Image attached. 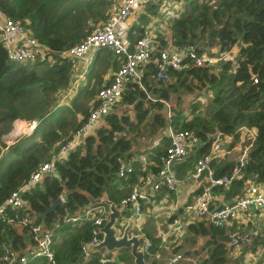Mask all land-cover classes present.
I'll use <instances>...</instances> for the list:
<instances>
[{
  "label": "trees",
  "instance_id": "16d2710c",
  "mask_svg": "<svg viewBox=\"0 0 264 264\" xmlns=\"http://www.w3.org/2000/svg\"><path fill=\"white\" fill-rule=\"evenodd\" d=\"M107 5L108 0H0L2 13L23 24L38 42L52 51L50 59L44 56L32 61H9L0 41V139L9 132L15 119L36 121L29 134L19 136L3 151L0 146V201L43 161L51 158L85 119L90 107L78 96L91 97L100 86L89 87L86 82L69 104L55 106L57 95L67 86L71 71L70 65L56 52L80 41L104 20ZM217 26H221L219 31ZM169 29L171 44L177 49L184 50L191 45L200 52L202 45L216 44L222 51L237 42V55L232 60L218 61L217 68L195 65L186 56L182 59V67L168 68L167 77L157 81L152 78V62H147V73L141 81L143 89L136 81L128 82L127 86L131 87L121 91L120 102L96 120L98 124L93 131L83 135L64 156L56 158L53 168L25 190L22 198L33 221L43 222L51 230V248L58 264H97L99 250H91L88 257H83L80 251V243L89 238L91 222L86 220L78 225L63 222L61 217L88 204L81 191L93 197L105 193L110 201L119 205L148 169L140 165L144 160L132 155L135 137L158 135L152 152L156 159L168 143L164 132L166 123L173 129H192L203 141L195 153L178 162V175L192 166L197 155L208 152L209 137L217 130L231 137L229 146L234 143L243 146L248 141L250 144L241 164L237 159L211 158L216 176L230 173L236 165L240 169V176L232 178L227 186L213 188H219L230 198L239 194L247 180L264 184V0H187L170 20ZM158 38L163 43L159 33ZM200 89L210 93L202 112L186 118L180 93ZM147 95L158 98L151 100ZM160 98L171 101L169 116L164 114ZM240 126L250 128L253 138H248ZM122 158L130 160L132 170L120 176L117 167ZM156 167L154 164L151 170L155 171ZM60 193H63V201L41 217L39 214ZM127 213L125 210L124 214ZM55 221H58L56 226L52 225ZM198 222L187 224L190 234L184 239L188 243L195 241L196 234L205 237L223 232L222 227L205 220ZM146 234L151 240L148 251L153 253L159 238L149 232ZM254 240L246 246L250 250ZM27 243L33 242L29 241L25 228L17 229L0 219V253L5 246L24 252ZM178 248L175 246L173 252ZM201 248H206L207 254L202 264H226L222 243L208 238ZM240 259L241 256L230 258L227 264H237ZM155 261L147 264H158ZM40 262H44L42 257L29 256L26 264ZM131 262L128 250L122 248L113 261L105 264Z\"/></svg>",
  "mask_w": 264,
  "mask_h": 264
},
{
  "label": "built area",
  "instance_id": "2783aa9c",
  "mask_svg": "<svg viewBox=\"0 0 264 264\" xmlns=\"http://www.w3.org/2000/svg\"><path fill=\"white\" fill-rule=\"evenodd\" d=\"M147 0H108L107 16L104 20L96 24L89 33L84 35L82 39L69 47L56 52L62 59L70 65V70L75 67L77 60L84 56L92 48L105 47L119 59L118 66L112 71L109 81L102 84L95 93L96 100L82 121V123L74 130L73 134L62 143L51 158L43 161L33 172H31L26 180L18 184L2 201H0V219L11 223L17 229L25 228L29 235L31 245L26 244V251L20 252L18 249L5 246L0 253V264H26L30 257H42L44 264H58L53 257L52 235L50 228H47L43 222H34L33 216L27 211L28 205L22 198L25 190L33 186L41 180L42 176L49 172L54 165L56 158L62 157L67 150L74 145L86 132L88 128L112 107L120 102L121 91L125 84L130 81H138L139 64L151 61L154 67V76L156 78L167 77L166 70L168 68L179 69L182 67L183 57L188 56L195 65H210L218 67V61L229 59L225 52L217 54H209L204 51L196 52L195 48L189 45L187 48L177 49L170 43L160 46L155 39L154 34L145 32L135 38L130 45L128 41L118 36L117 22L125 20L132 9L138 5H142ZM0 41L4 48L7 60L15 62L32 61L35 58L47 57L51 58L52 52L44 44L38 42L32 33L23 24L13 20L0 10ZM55 52V51H53ZM82 76L77 74L73 79H69L67 86L59 91L56 104L65 101L76 81ZM166 109V116H169V103L160 99ZM19 121V122H16ZM19 124L15 128V126ZM22 126V127H21ZM35 126V121H26L15 119L13 127L4 134L0 140L1 150L3 151L9 143H11L18 134H22ZM243 128L249 137L253 138V132L250 128ZM168 143L162 153H158L155 159L157 165L154 170H146L145 174L140 177L139 181L132 185L127 197L121 199L119 205H116L119 211L130 209L134 216L138 215L141 209V201L149 200L152 190L159 187H166L175 190L181 178L177 177L172 169L174 160L182 159L191 147L200 141L194 130L192 129H173L167 125L164 129ZM250 144V143H249ZM247 151L245 146L237 162L241 164ZM214 153H202L198 155L193 163L191 170H188L185 177L197 180L201 177V185L199 191L195 192L190 200L183 204L184 214L189 220L188 223H194L198 220H205L208 223L223 227L227 222L236 216L240 211L253 207L256 208L260 225L264 231V184L252 180L246 181L239 194L232 197L227 202L221 204L214 203L213 187L221 185L227 186L232 178L240 176V169L236 165L230 173H222L218 176L214 175L211 158ZM144 160V157H143ZM132 170V164L129 159L122 158L119 160L117 174L122 176ZM148 188V192L145 188ZM63 201V193L58 195ZM125 216V215H124ZM128 216H126L127 219ZM107 219V205L103 203L86 204L77 208L72 214H64L61 217L63 222H91L89 238L80 243V251L83 257L89 256V252L94 250L96 245L102 238L101 226ZM122 215L115 219L113 227L115 235L121 234L126 221ZM79 222V223H80ZM177 224L172 226L173 235L171 238V246L176 245L183 237L184 227L176 220ZM58 221L53 222L56 226ZM134 225L128 230V235L134 234L139 239V246L143 254H148L151 240L144 232L139 231L138 226L133 230ZM32 240H31V239ZM116 257L114 251L104 252L100 250L97 256V264H105L107 261H113ZM181 252L175 251L167 257L168 264L176 262L182 258ZM146 263V259L144 258ZM237 264H247L239 261Z\"/></svg>",
  "mask_w": 264,
  "mask_h": 264
},
{
  "label": "crops",
  "instance_id": "0c3cea01",
  "mask_svg": "<svg viewBox=\"0 0 264 264\" xmlns=\"http://www.w3.org/2000/svg\"><path fill=\"white\" fill-rule=\"evenodd\" d=\"M186 3L187 0H147L142 5L136 6L134 9H132L129 16L125 19L126 21V24L124 26L125 33L122 36V38L128 41L129 44L131 45L136 37H138L139 35L145 32L154 34L155 39L158 41L159 39L158 33H159V35L163 36L164 39L163 43H160L158 41L160 46L169 43L171 44V36L169 29L170 20L181 10V8ZM215 45L216 44L202 45L203 48L206 46L210 49V50H206L204 48L203 51L209 54H217L219 52H225L226 56H228L229 59L231 60L237 55V50L239 46V43L237 42L233 44L230 48L222 51H219L218 46ZM105 49L109 51V53L105 51ZM101 51L105 52L107 56L106 59L99 58ZM118 60L119 59L109 49L104 47L92 48L84 56L80 57L77 60L75 67L72 68V70L70 71L69 79H73L79 73H81L82 76L76 81V85L74 86V89L70 93L69 97L62 103L69 104L73 96L79 90H81V88L83 87V85L86 84V82H88L89 87L91 85H95L97 87L107 83L111 77L112 71L118 66ZM147 62H151V61H147ZM147 62L139 64L138 66L139 79L136 82L141 86L142 89L143 86L141 81H142V77L144 76V73L145 74L147 73V69L145 68ZM149 75L150 73L147 74V76ZM152 78L153 80L156 81L158 80V78H156L153 73H152ZM127 83L125 84L124 88L129 89L131 85L128 87ZM155 86H159V84H155ZM95 93L91 97H83L79 95L78 99H80V101H82L83 103L88 105V107H90L91 105H93V103L96 100ZM148 94H152V93L148 91ZM180 94L182 96L183 104H184L182 109L183 114L186 118H189L194 113L202 112L206 98L209 96L210 93L208 91L205 92L204 90L200 89V90H194L190 93L183 91ZM149 97L151 98V100H155L156 98H158V96L155 97L149 96ZM167 102L169 103V107H170L171 101H167ZM123 104L124 103L121 104L122 107L124 106ZM57 105L60 104H56L55 106ZM163 112L166 115V109L164 108V104H163ZM76 115L77 117L80 116L79 113H77ZM97 124L98 123L95 121V124L94 125L92 124L91 127L86 130L85 134L92 132ZM35 125H36V121H35ZM166 126L167 123L165 124V127ZM33 128L31 129V131L33 130ZM31 131L24 132L21 135L29 134ZM214 133H216V135L212 136ZM214 133H212L211 136L209 137L210 141L207 151L212 154L214 153V155H212V158L225 159L226 157L225 155H227L226 152H228L229 150L226 148L221 149L220 147L219 148L216 147V143L218 141L216 140V138H220L222 134H220V132L217 130ZM18 137H16L13 141H15ZM157 137H158L157 134L149 135L146 136L147 138L146 142L134 141V143L132 144L131 147V151L133 152L132 155L137 156V158H139L142 161L144 157V162L140 164L142 165V168L147 167L149 168L148 170H151V167L154 166L155 153L152 152H153V147L158 142ZM202 144L203 141L200 140L198 144H195L193 147L189 149V152L182 159L173 161L172 163L173 172L177 177L182 179V181L179 183V185L175 190L168 189L166 187H159L154 190V193L152 190L151 192L152 195H149V200L141 201V209L136 217L134 216L133 212L130 209L129 210L123 209L120 211L122 218L125 219L126 222L127 219L131 218V225L132 226L134 225L133 230H136V226H138L139 231L144 232L146 236H148L146 232H149L151 235L159 238L157 249L155 250V252L153 253L148 252L147 254L146 257L147 263L150 260H156L155 261L156 263L161 264L162 263L161 255L163 254L164 256L162 257V259H165L166 262L167 257L173 253L172 249L175 248V246L179 247L176 251L180 250L182 251L181 252L182 254L184 253L183 257L180 259L184 261L185 264H202L203 258L207 257L206 248H201V246H203V242L205 239L212 238V236L214 235H209L204 237L201 234H196L195 241L193 243H188L184 239L188 234H190V232H188L187 229V224L189 220H187V217L184 214L183 204L186 201L190 200L195 192L199 191L201 185V181H200L201 177H199L197 180H193L191 178H186L185 175L188 170H191L194 160L198 155L192 161L191 164L192 166L186 168L185 172L181 176L178 175V162L183 160L190 153H195V151ZM235 144L238 145V143ZM236 147H237L236 145H233L230 147V150H234ZM202 153L204 152H201L200 154ZM245 183L246 181L244 182V184ZM145 190L147 192L149 191L147 187L145 188ZM170 192H173V195H171ZM213 193L215 194L214 203L218 205L223 202H227L232 198V197L226 198L224 192L221 191L219 188H213ZM125 210L128 211L127 214H124ZM126 216H128L127 219ZM176 220H178L182 224V227H184V233L180 242L176 245L171 246L170 242L173 235L172 226L177 224L175 222ZM198 221L194 223L198 224L199 223ZM79 222H71V223L78 225L82 223ZM222 229L223 232L225 230H229L230 232L237 231L242 236L245 234L249 235L248 238L245 241H243L239 246L233 248L232 255L230 258H238L239 256H241L240 261L246 262L247 264H264V231L261 228L260 217L256 208L250 207L245 211H240L236 216L230 219L227 222V224H225L222 227ZM253 240L255 241V244L253 245V249L250 250L246 246H250ZM184 250H187L188 253H185ZM111 251H114L115 254H117L118 250H111ZM168 253L170 255H168ZM166 264L168 263L166 262Z\"/></svg>",
  "mask_w": 264,
  "mask_h": 264
},
{
  "label": "water",
  "instance_id": "95a60500",
  "mask_svg": "<svg viewBox=\"0 0 264 264\" xmlns=\"http://www.w3.org/2000/svg\"><path fill=\"white\" fill-rule=\"evenodd\" d=\"M220 27L221 26L216 27L217 31L220 30ZM216 36L218 37V32ZM214 135H216V133L212 136ZM81 192L86 196L89 204L103 203L107 205V219L100 228L102 238L96 245L93 246V248L97 250L103 249L104 252L125 248L132 257L131 264H147V262H144V254L139 246L138 237L134 234L128 235V230L131 227V218L127 219L121 234L116 236L113 223L115 222V219L120 216V211L116 204L110 201L106 197L105 193H103L100 197H93L86 191ZM60 203V198H55L39 215L43 217L48 211L53 210L55 206ZM248 236V234L242 236L237 231L230 232L229 230H225L221 234L212 236V238H214L217 243H222L224 245L227 264L232 255L233 248L239 246L248 238Z\"/></svg>",
  "mask_w": 264,
  "mask_h": 264
},
{
  "label": "rangeland",
  "instance_id": "374dc122",
  "mask_svg": "<svg viewBox=\"0 0 264 264\" xmlns=\"http://www.w3.org/2000/svg\"><path fill=\"white\" fill-rule=\"evenodd\" d=\"M95 22H91L90 24H94ZM96 24V23H95ZM94 24V25H95ZM125 24H126V21L125 20H123V21H120V22H117V31H116V33H117V35L118 36H120V37H122L123 35H124V33H125V31H124V26H125ZM216 46V45H215ZM206 50H210L208 47H204ZM203 48V49H204ZM202 49V50H203ZM106 54H105V52H103V51H101L100 52V55H99V58L100 59H102V58H105L106 59ZM172 100V99H171ZM17 126H19V124H17L16 126H15V128L17 127ZM12 127H13V123H12ZM11 127V128H12ZM22 127V126H21ZM247 135H248V133H246ZM19 135H21V133L20 134H18L17 136H19ZM248 138H249V135H248ZM147 138L145 137V136H136L135 137V142H137V141H139V142H141V141H147L146 140ZM243 139V138H242ZM216 140H218L217 141V143H216V147L217 148H221V149H228L229 151L228 152H226V154L227 155H225L226 157H225V160H227V159H236L237 157H238V155H240V153L242 152V149L246 146L247 148L249 147V141L248 142H245V144L242 146L241 144H239L238 143V145L237 144H233V145H236L237 147L234 149V150H230V147L231 146H233V145H231V146H229V142L231 141V137H228V135H222L220 138H216ZM244 140V139H243ZM1 141L2 140H0V143H1ZM140 144V143H139ZM219 144V145H218ZM0 146H2V144L0 145ZM133 154V153H132ZM180 242V241H179ZM178 252H182V251H178ZM170 253V252H169ZM168 253V255H170ZM166 255H167V253H166ZM164 256V254L163 255H161V261H162V263L161 264H166V262H165V259H162V257ZM40 264H44V263H42V262H40ZM171 264H185V262L184 261H182L181 259H178V261L176 262V263H171Z\"/></svg>",
  "mask_w": 264,
  "mask_h": 264
}]
</instances>
